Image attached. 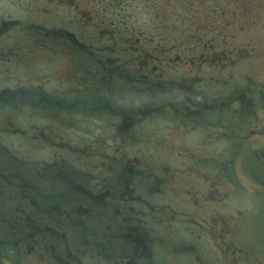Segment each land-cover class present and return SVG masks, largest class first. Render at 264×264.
I'll return each instance as SVG.
<instances>
[{"label":"flooded vegetation","instance_id":"af4514ba","mask_svg":"<svg viewBox=\"0 0 264 264\" xmlns=\"http://www.w3.org/2000/svg\"><path fill=\"white\" fill-rule=\"evenodd\" d=\"M16 26L25 25L0 19V260L154 264L158 256L196 257L191 232L188 244L169 243L174 233H164L212 229V189L202 194L195 185L211 183L209 157L201 153L217 133L213 108L197 103L192 79L179 83L185 98L165 101L175 81L133 67L128 52L127 60L111 58L115 48L40 24L26 25L33 34L16 40L6 35ZM48 41L59 45L46 51ZM149 91L156 93L150 101ZM133 93L141 104L134 106ZM218 128L217 135L226 132ZM8 138L15 144L7 146ZM223 182L222 218L217 214L229 230ZM7 231L13 241H5Z\"/></svg>","mask_w":264,"mask_h":264},{"label":"rangeland","instance_id":"374dc122","mask_svg":"<svg viewBox=\"0 0 264 264\" xmlns=\"http://www.w3.org/2000/svg\"><path fill=\"white\" fill-rule=\"evenodd\" d=\"M0 19L89 36L86 44L119 52L106 54L111 58L125 59L128 52L133 67L158 70L164 79L175 81V92L164 93L165 101L185 98L179 91L186 87L179 83L186 79L188 84L191 78L197 103L202 100L213 108V132L220 134L218 127L226 128L221 136L213 134L208 151L201 153L209 157L204 166L212 174V186L197 179L195 185L202 194L212 189L208 207L212 215L206 216L212 229L165 230L174 233L169 243L188 244L191 232L196 257L185 261L184 254L173 260L158 256L154 264H264V0H0ZM25 26L6 35L24 40L33 34ZM45 44L46 51L59 45ZM155 94L149 91L148 100ZM134 95V106L141 104L143 98ZM5 143L11 146L15 140ZM223 180L230 188L231 212L224 215L229 230L221 229L217 214L222 218ZM19 264L47 263L21 256Z\"/></svg>","mask_w":264,"mask_h":264},{"label":"trees","instance_id":"16d2710c","mask_svg":"<svg viewBox=\"0 0 264 264\" xmlns=\"http://www.w3.org/2000/svg\"><path fill=\"white\" fill-rule=\"evenodd\" d=\"M111 5V4H110ZM107 9L106 8H103V9H101V11H106ZM112 34V33H111ZM201 47V46H200ZM12 232H10V231H7V234L5 235V241H13V239H14V234H11Z\"/></svg>","mask_w":264,"mask_h":264}]
</instances>
